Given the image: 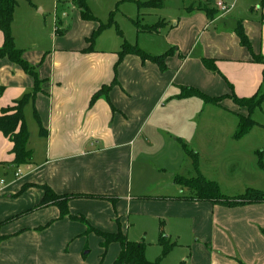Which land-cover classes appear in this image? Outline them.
Masks as SVG:
<instances>
[{
    "label": "crops",
    "instance_id": "0c3cea01",
    "mask_svg": "<svg viewBox=\"0 0 264 264\" xmlns=\"http://www.w3.org/2000/svg\"><path fill=\"white\" fill-rule=\"evenodd\" d=\"M219 1L229 11L222 12ZM25 2L21 7L17 0L12 34L42 91L24 111L30 163H13V142L0 131V177L6 180L0 190V264H116L120 244L105 246L96 230L144 242L150 261L161 256L165 236L175 245L160 264H264V203L200 201L175 181L202 175L232 198L248 189L264 191L262 106L250 113L231 98L216 105L181 96L183 87L211 97L264 92V65L253 60V54L264 56L263 0L136 4L133 24L166 23L157 33H139L134 24L136 44L146 53L175 49L165 70L135 54L120 60L124 37L106 35L112 26L91 45L88 38L102 21L84 20L75 0H55L53 27L38 4ZM205 5L217 10L213 18L198 9ZM239 26L250 49L241 43ZM204 59H212L217 71ZM104 86H110L107 94L92 101ZM0 87L1 116L33 91L35 77L3 58ZM241 115L256 124L237 137ZM156 149L172 151V164L184 152L185 172L169 175L165 163H153ZM45 186L68 197L66 214L56 204L39 206Z\"/></svg>",
    "mask_w": 264,
    "mask_h": 264
},
{
    "label": "trees",
    "instance_id": "16d2710c",
    "mask_svg": "<svg viewBox=\"0 0 264 264\" xmlns=\"http://www.w3.org/2000/svg\"><path fill=\"white\" fill-rule=\"evenodd\" d=\"M31 1V0H28ZM264 2V0H263ZM75 3L81 10V15L84 20L98 21L97 17L91 12L87 0H75ZM139 8L152 7L158 8L164 6V0H136ZM17 5V0H0V28L4 34V43L0 47V60L8 58L12 62L18 64L22 69L35 77V87L33 91L25 95L22 99L17 101L14 106L8 107L3 110L0 116V131L4 133L13 142L12 152L15 156L13 163L16 166L28 164L32 161L33 151L28 147L30 138V132L25 119V107L34 102L36 95L42 91L41 81L39 80L35 67L29 65V63L23 57V50L16 47L14 36L12 34V22L14 19V12ZM200 10H205L210 18H213L217 10L208 6L198 7ZM114 19L111 17L107 23H100L97 30L94 31L92 36L88 38V42L92 45L99 34L108 27L115 25ZM137 27V31L157 33L160 28L165 25V21H160L154 25H141L138 20L134 21ZM58 34H63L61 30L56 31ZM120 35L122 33L119 31ZM237 34L240 37L241 43L251 48L248 37L244 33L242 26L237 29ZM91 48V47H90ZM89 48V49H90ZM88 49V50H89ZM175 49L172 48L168 52L160 56H152L142 50L137 44H130L126 41L122 44L120 51V60L126 54H135L142 58V60H151L157 63L162 70L166 69V59L173 53ZM253 60L264 65V56L253 54ZM205 66L211 71H217L215 63L212 59H204ZM110 86H104L101 90L96 92L93 96L95 101L100 96L106 95ZM3 92V88L0 87V95ZM181 96L192 97L196 96L216 105H220L225 98H231L236 104L245 106L249 109V112H253L256 108H259L264 103V92H258L250 98H239L234 93L232 95H223L219 97H211L203 93L197 88L183 87ZM35 117L39 123L40 132L45 134V129L41 125L37 110H35ZM256 122L250 115L248 117L240 116V127L237 132V137L243 136ZM196 163V160L194 161ZM264 166V165H263ZM175 181L183 186L188 187L194 192V197L200 201H212L218 202L226 206H238L245 204L264 203V191L259 189H248L244 194L236 197H228L224 195L217 183L206 180L202 175H198L195 178H184L177 176ZM45 195L39 206L44 204H56L61 209V214L67 213V199L66 196L56 195L49 187L45 186ZM96 233L102 236L105 240L104 245L107 246L110 243L116 242L121 246V253L116 261V264H160L161 261L167 256V254L174 247V243H171L165 236H162L159 240V244L162 246V254L155 261H150L146 258V244L144 242H134L128 239L126 234L121 231L118 233H107L100 230H96Z\"/></svg>",
    "mask_w": 264,
    "mask_h": 264
},
{
    "label": "rangeland",
    "instance_id": "374dc122",
    "mask_svg": "<svg viewBox=\"0 0 264 264\" xmlns=\"http://www.w3.org/2000/svg\"><path fill=\"white\" fill-rule=\"evenodd\" d=\"M19 5L23 7L26 5L27 0H18ZM30 2V1H29ZM89 6L91 7V11L93 14L99 18L103 23H107L109 19L112 17L115 21V25H113L109 31L106 32V35H113L115 39H120V41H124L130 44H136V27L132 23L130 18L137 19L138 7L135 1L130 0H88ZM192 1H186V4H191ZM32 3L38 4L39 10H44V13L41 14L42 18L47 21L48 24L54 25V17L56 8L54 6L55 0H32ZM195 4V3H194ZM194 6V5H191ZM197 6V5H196ZM110 8V9H108ZM130 16V17H129ZM139 16V15H138ZM140 20H142V15L140 16ZM119 31L123 36L120 35ZM258 118L260 122H264V104L261 109H257ZM181 153V158L177 155L174 156V164H172L171 156L172 151H167L166 149H156L155 155L152 157L151 161L165 163L168 168V173L170 172H185V154ZM174 154H177L176 152ZM188 157V156H187ZM157 168L158 166H154ZM172 168V169H171ZM171 169V170H170Z\"/></svg>",
    "mask_w": 264,
    "mask_h": 264
},
{
    "label": "built area",
    "instance_id": "2783aa9c",
    "mask_svg": "<svg viewBox=\"0 0 264 264\" xmlns=\"http://www.w3.org/2000/svg\"><path fill=\"white\" fill-rule=\"evenodd\" d=\"M217 7L222 11V12H227L229 11V6L224 3L223 1H219L217 3ZM22 175L21 170L19 169V167L16 168L15 170V176L16 177H20ZM6 185V180L3 177H0V190ZM212 264H216V263H212Z\"/></svg>",
    "mask_w": 264,
    "mask_h": 264
}]
</instances>
